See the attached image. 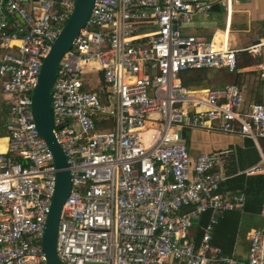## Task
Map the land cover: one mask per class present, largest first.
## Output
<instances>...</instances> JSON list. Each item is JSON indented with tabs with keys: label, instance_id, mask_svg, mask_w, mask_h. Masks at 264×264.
Masks as SVG:
<instances>
[{
	"label": "built area",
	"instance_id": "obj_1",
	"mask_svg": "<svg viewBox=\"0 0 264 264\" xmlns=\"http://www.w3.org/2000/svg\"><path fill=\"white\" fill-rule=\"evenodd\" d=\"M75 2L0 0V79L9 102L0 264H47L42 237L58 169L33 120L32 97ZM212 7V0H95L61 58L51 99L71 176L56 244L64 264H264L262 230L248 234L246 259L212 244L223 213L242 211L245 195L222 196L227 176L212 155L193 157L183 138L189 128L256 144L264 138V101L244 110L235 84L196 92L181 81L188 70L237 69L236 50L182 30ZM248 173L264 174V156ZM204 214L196 244L189 231Z\"/></svg>",
	"mask_w": 264,
	"mask_h": 264
},
{
	"label": "crops",
	"instance_id": "obj_2",
	"mask_svg": "<svg viewBox=\"0 0 264 264\" xmlns=\"http://www.w3.org/2000/svg\"><path fill=\"white\" fill-rule=\"evenodd\" d=\"M226 1L212 0V9L195 15L190 22L182 25V30L184 34L215 41L218 45L225 43L236 50L237 69L234 72L222 68L204 69L206 78L192 84L190 89L201 92L235 84L243 92V109L247 110L250 105L264 101V70L259 67L264 63V44L259 52H253L251 48L264 43V0H230V7ZM2 52L0 49V55ZM0 83L2 88L1 79ZM1 94L7 101L2 90ZM183 138L193 157L202 153L212 155L217 163L216 170L227 176L220 189L222 196L245 195L236 230L230 225L219 229L215 227L212 243L223 246L228 251L227 255L246 259L250 246L248 234L257 229L263 231L264 253V174L248 173L264 156V138L256 144L249 137L202 128L185 129ZM8 147V136L0 137V152ZM200 223L201 220L189 231V239L196 244L203 236L204 226Z\"/></svg>",
	"mask_w": 264,
	"mask_h": 264
},
{
	"label": "water",
	"instance_id": "obj_3",
	"mask_svg": "<svg viewBox=\"0 0 264 264\" xmlns=\"http://www.w3.org/2000/svg\"><path fill=\"white\" fill-rule=\"evenodd\" d=\"M95 0H76L74 10L44 58L32 97V114L38 133L52 152L58 169L55 191L42 237V249L47 264H64L56 250L59 220L71 188V176L65 153L55 136L51 92L59 63L69 52L82 28L85 27Z\"/></svg>",
	"mask_w": 264,
	"mask_h": 264
},
{
	"label": "trees",
	"instance_id": "obj_4",
	"mask_svg": "<svg viewBox=\"0 0 264 264\" xmlns=\"http://www.w3.org/2000/svg\"><path fill=\"white\" fill-rule=\"evenodd\" d=\"M180 78L182 83L190 88L192 84L195 82L202 81L206 78V70H188L184 71L180 74ZM8 110H9V102L1 99L0 101V137H6L9 136V133L7 131V122H8ZM240 211L238 210H232L227 211L223 214L222 218L220 219L219 223L216 225V229H219L221 227H227V225L233 226V229L236 230L238 223H239V217H240ZM209 221V214H204L201 219V225L204 226ZM215 229V230H216ZM214 238V235H213ZM215 246H219L225 254H228V251H226L223 246L216 243H212Z\"/></svg>",
	"mask_w": 264,
	"mask_h": 264
},
{
	"label": "rangeland",
	"instance_id": "obj_5",
	"mask_svg": "<svg viewBox=\"0 0 264 264\" xmlns=\"http://www.w3.org/2000/svg\"><path fill=\"white\" fill-rule=\"evenodd\" d=\"M1 90H2V88H1V83H0V101H1V99H4L2 94H1ZM3 95L6 96V94H3ZM89 264H100V263H89Z\"/></svg>",
	"mask_w": 264,
	"mask_h": 264
},
{
	"label": "bare ground",
	"instance_id": "obj_6",
	"mask_svg": "<svg viewBox=\"0 0 264 264\" xmlns=\"http://www.w3.org/2000/svg\"><path fill=\"white\" fill-rule=\"evenodd\" d=\"M1 149H3V150H4V147H3V145H2V148H1ZM6 150H7V149H6ZM6 150H5V151H6ZM1 152H4V151H1Z\"/></svg>",
	"mask_w": 264,
	"mask_h": 264
}]
</instances>
